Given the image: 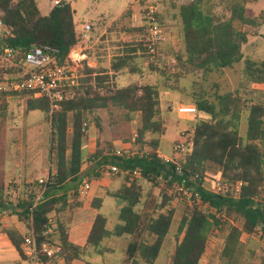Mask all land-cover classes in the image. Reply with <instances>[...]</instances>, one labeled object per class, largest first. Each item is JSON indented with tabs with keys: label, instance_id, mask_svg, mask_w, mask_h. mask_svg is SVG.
Wrapping results in <instances>:
<instances>
[{
	"label": "trees",
	"instance_id": "obj_1",
	"mask_svg": "<svg viewBox=\"0 0 264 264\" xmlns=\"http://www.w3.org/2000/svg\"><path fill=\"white\" fill-rule=\"evenodd\" d=\"M170 1L182 44L175 58L178 64L208 77L234 69L243 62L248 82L264 85V60L245 59L242 52L248 35L241 27L256 26L255 20L247 15V6L259 0H220L217 3L215 0H190L182 4ZM220 4L224 5L222 14L216 12ZM158 18L160 20V13ZM0 19L8 30V34L0 36V53L4 49L25 52L47 44L59 51L55 57L57 65L64 66L66 62L71 65L69 56L79 41L70 2L63 1L44 15L36 0H0ZM131 32H144V28H134ZM138 54L145 59L148 57L142 43L133 41L125 44L115 58L112 74L84 67L82 77L75 85L61 89L63 98L57 109H52L46 97L26 100L28 111H41L50 123L49 152L55 168L49 170L44 183L26 186L25 197L20 196L15 202L10 200L9 192L16 185H5L0 178V209L12 207L39 247L44 243L59 245L58 257L64 264H72L73 260L92 254L109 253L110 249L103 245L105 240L133 236L143 224L146 234L153 240L130 242L127 255L130 264H155L173 223L172 202L181 199L184 210L171 264H199L209 248L210 237L215 231L222 230L227 233L220 258L223 264H239L243 234L259 235L264 240V103L256 102L246 107L247 127L241 135L239 126L244 111L239 90L224 94L218 91L213 95L202 91L193 99L198 109L191 130L193 148L177 168L176 164L167 163L159 156V139L145 142L147 133L163 135L166 131L160 119L158 88L147 83L119 88L112 83L126 66L136 63ZM148 64L153 70L155 64ZM7 71L13 72L12 69ZM1 72L5 70L0 69ZM2 96L7 97L6 94ZM5 107L4 101L1 102L0 108ZM112 108L122 111L126 121L139 114L140 125L133 145H141L140 149L123 151L118 156L111 151V144L103 148L99 141L95 151L87 153L83 129L88 114ZM95 119L100 127L101 118ZM144 145L148 148L146 151ZM85 165H91L95 179L101 177L105 168L116 166L118 171L113 174L124 175L125 182L118 190L107 194L123 203L118 212V223L109 229L107 216L99 212L86 244L78 246L69 240L60 220V214L70 204L67 191L59 194V190L67 182L79 181ZM209 165L216 166L221 177L231 184L243 183L237 196L214 194L204 186ZM135 171L140 173L139 178L132 176ZM143 182L151 185L152 189L147 193ZM156 187L160 190L158 195L153 192ZM184 191L190 194L189 197ZM74 192V198H77L78 189ZM39 193L42 198L35 204ZM101 206L102 200L96 198L93 207L100 210ZM234 220L241 221V226L233 224ZM4 231L24 256V238L10 229ZM262 251L261 264H264V248ZM55 260L45 259V263L51 264ZM87 264L94 263L87 261Z\"/></svg>",
	"mask_w": 264,
	"mask_h": 264
},
{
	"label": "rangeland",
	"instance_id": "obj_2",
	"mask_svg": "<svg viewBox=\"0 0 264 264\" xmlns=\"http://www.w3.org/2000/svg\"><path fill=\"white\" fill-rule=\"evenodd\" d=\"M37 4L47 13L50 9L49 0H36ZM72 4L74 10V20L82 28L87 23L92 26L91 41H96L92 50L100 53L99 49L103 42L111 47L130 44L138 40L143 32H131L134 28H143L144 5L146 0H61ZM190 0H176L175 3H188ZM216 3L220 0H215ZM170 0H162L159 4L160 22L165 32V41L159 46L158 62L153 70L150 68L145 57L138 54L135 62L130 63L112 80L113 84L119 88L131 84L147 83L154 85L159 90L160 95V119L166 126L163 135L147 133L145 142L156 138L159 139L160 156L177 159L174 155L173 147L179 141H189L191 139V130L196 121L180 118L177 114V107L180 104H194L193 99L198 97L202 91L213 95L215 92L224 94L239 90L238 95L243 99V113L239 126L240 134L246 132V107L252 103H264L261 96V89L264 85L257 86L250 84L244 76V64L241 62L234 69H227L220 73L211 74L204 77L201 72L194 71L190 67H183L176 62V53L181 48L180 34L178 25L175 24L173 15L174 8L171 7ZM247 15L255 20L256 26H242L243 32L248 35L247 42L242 46V52L245 59L256 62L264 60V0H259L255 4L248 5ZM224 5L216 7V12L222 14ZM137 36V37H136ZM118 50V49H117ZM98 51V52H97ZM119 52L111 49L110 53ZM105 60V59H104ZM175 61V63L173 62ZM1 66L5 64L0 62ZM105 66V64H104ZM101 70H106L101 67ZM100 70V71H101ZM82 72V71H81ZM80 72V73H81ZM9 73L8 71L0 73L2 77ZM77 72H75V75ZM217 86V87H216ZM27 94H18L13 96L12 100L5 103L6 107L0 108V178L7 185L15 184L14 193H10V200L16 199L26 192V186L33 185L38 180L46 181V173L55 168V163L50 159V123L44 113L41 111H28ZM3 96L0 95V104L3 102ZM95 117L101 118L100 127L97 126ZM199 116L198 118H200ZM203 118V117H201ZM86 141L84 149L90 153L96 149L98 142H101L103 148L108 144L112 145L113 152L122 150L137 151L141 145L134 144V136L139 122V114L132 115L130 121L124 120L123 112L112 108L111 110H100L88 114L86 121ZM148 148L144 145V150ZM86 174V173H85ZM86 176V175H85ZM221 178L218 168L209 165L205 176L204 186L213 190ZM94 182L97 191L96 195L103 200L101 212L108 218V228L113 229L118 223V212L123 204L117 199L109 197L107 194L116 191L124 182V175H117L104 169L100 178H89ZM32 182V183H31ZM79 181L67 183L59 191L76 186ZM40 183V182H39ZM144 191H150L151 185L143 182ZM12 189V188H11ZM159 188H153V192L158 195ZM16 193V194H15ZM72 205L67 211L63 212L62 218L69 223L79 203H84L80 198H74L72 195ZM175 210L173 223L168 238L162 247L158 260L159 264H171V255L177 244V229L184 210V204L181 199H176L171 205ZM86 208L91 211V204ZM54 219V215H52ZM64 216V217H63ZM88 221V220H87ZM233 224L241 226V221H233ZM227 230L215 231L210 237L209 259L210 264H223L220 258L224 246V238ZM141 240L152 241L153 238L146 234L145 226L142 224L137 233L133 236L125 235L123 237H112L103 242V245L112 248V252L103 256H91L81 258L87 262H97L98 264H124L126 257L125 249L130 242H140ZM241 248L239 253V264H261L264 248V240L259 235L242 236Z\"/></svg>",
	"mask_w": 264,
	"mask_h": 264
},
{
	"label": "built area",
	"instance_id": "obj_3",
	"mask_svg": "<svg viewBox=\"0 0 264 264\" xmlns=\"http://www.w3.org/2000/svg\"><path fill=\"white\" fill-rule=\"evenodd\" d=\"M162 0H146L144 5V32L136 40L138 43H142L144 49L147 51L148 57L147 63L157 64L159 55V46L165 41V32L163 31L161 22L158 18L159 4ZM53 6H58L62 3L61 0H51ZM92 32V26L90 24H83L82 29L77 31L78 44H86L89 42ZM8 34V30L0 19V36ZM59 53L58 49L47 45H37L25 52H15L11 49H4L3 53H0V62L4 63V66L0 65V69L5 71L12 69L13 72L5 74L0 81V95L6 94L7 97H13L18 94H27L35 99L46 97L51 102L52 109L58 108V102L62 100L63 95L61 89L66 85H75L77 82V76L74 75L76 69L72 65L66 62V65L59 66L56 63L55 57ZM72 54V53H71ZM69 59L73 63L75 62L72 55ZM175 63V61L173 60ZM177 114L180 118L190 119L196 121V115L198 109L194 104H180L177 107ZM86 131V124L84 129ZM136 135L134 136L135 140ZM133 140V141H134ZM193 148L192 141H179L174 145L173 151L177 159L168 158L167 156H160L165 162H171L180 168V161L191 153ZM122 150H116L114 154L121 156ZM118 168L116 166L108 167V172L116 173ZM48 175V173H47ZM132 176L135 178L140 177V173L132 172ZM40 183H44V180H39ZM243 186L242 182L231 184L228 180L220 178L213 190H210L214 194L228 195L232 194L237 196ZM91 189V181H82L78 188V196L83 197ZM182 191V188L179 189ZM184 194L189 197L187 191ZM42 198V193H39L35 204ZM34 204V205H35ZM260 233V229L258 228ZM61 252L59 245L44 243L40 247L37 245L36 240L32 233H29L24 237L23 242V254L29 264H46L45 259L62 261L58 255ZM64 263V262H63ZM52 264V262H51ZM72 264H87L82 259L73 260Z\"/></svg>",
	"mask_w": 264,
	"mask_h": 264
},
{
	"label": "crops",
	"instance_id": "obj_4",
	"mask_svg": "<svg viewBox=\"0 0 264 264\" xmlns=\"http://www.w3.org/2000/svg\"><path fill=\"white\" fill-rule=\"evenodd\" d=\"M49 3H50V9L48 10V12L46 14H48L50 12V10L54 7L53 4L51 3V0H49ZM38 7H39V5H38ZM39 9L41 12H43L40 7H39ZM42 14L46 15L45 13H42ZM174 22H175V24L178 25L176 20ZM75 24H76V31H80L82 28L79 27V23L75 22ZM178 29H179V26H178ZM179 34H180V31H179ZM96 41L89 40V42L86 44L79 43L71 52L72 53L71 55L75 61V62L71 63V65L74 67V69H76L77 74L75 75V72H74V75L77 76V80H79V78L82 77V74L80 72L84 69V67H88V68L93 69V70L100 72V73H103V72H106L108 74L113 73L112 63L114 62L115 58L118 56L119 52L123 49V45H120L117 47H111L108 43L103 42V44H101V46H100L101 48L99 49L100 53H95L92 50L94 49V46L97 43ZM180 41H181V38H180ZM180 46L182 47L181 43H180ZM114 48L116 49V51H119V52L110 53V50L114 49ZM180 50H181V48H180ZM180 50H178V51L180 52ZM178 53H176V54H178ZM104 64H105V66H104ZM101 67H105L106 70H101ZM260 89H261V92H260L261 96L264 98V88H260ZM12 98L13 97H5L3 101H5V103H7L10 100H12ZM203 118H206V117L203 116ZM94 151H92L90 153H93ZM90 168H91V165H85V167L81 173L78 184L76 186L74 185L73 187L65 190V191H67L68 202L70 205H72L71 204L72 203L71 197H72V195H73V197L75 195L74 189L75 188L78 189L80 187L82 181L87 180V179L90 180L89 178L91 176H93ZM46 175H47V173H46ZM124 182L122 183V185L124 184ZM67 183H71V182H67ZM67 183H65V185ZM5 185H7V184H5ZM94 185H95L94 182L91 181V189L83 197H80L77 194V197L84 200V203L83 204L80 202L78 203V208L76 209L75 214L73 215V218L69 223H67L64 220V218H62L63 213L60 214V220L66 228V232L68 234L69 240L78 246H84L86 244V241H87L89 232L91 230V227L93 225V222L95 220V217L99 212H101V209L103 206V205L101 206L100 210H97L93 207V201L96 198H98V196L95 193V191H97V189ZM14 192H15V190L12 189V190H10L9 194L14 193ZM62 193L63 192L59 191V194H62ZM21 196H24V193ZM89 203L92 206L91 211H89L86 208L87 204H89ZM102 204H103V200H102ZM4 229H10V230L14 231L15 233L19 234V236H21L23 238L26 237L30 233L27 226L19 220L17 215H15L12 207L11 208L6 207V208L0 209V264H29V262L26 260V258L24 256H22V253L12 243L11 239L9 238L8 234L4 231ZM128 236L130 237V235H128ZM242 236H248V235L243 234ZM223 241H225V238ZM54 245H57V244H54ZM109 249H110V252H112L113 249L112 248H109ZM174 250H175V248H174ZM124 251H125L126 257L123 260V263L124 264H130V259L127 255V247ZM173 253H174V251L172 252V255H173ZM209 255H210L209 250H207L199 264H210ZM96 256H98V255H96ZM158 258H159V256H158ZM158 258H157L155 264L160 263V259L158 260ZM52 262H53L52 264H64L60 260L59 261L55 260ZM92 263L98 264L95 261H93Z\"/></svg>",
	"mask_w": 264,
	"mask_h": 264
}]
</instances>
